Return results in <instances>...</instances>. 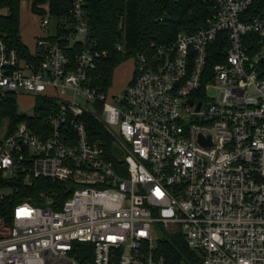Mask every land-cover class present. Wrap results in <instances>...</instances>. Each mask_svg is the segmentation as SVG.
Instances as JSON below:
<instances>
[{"label":"built area","instance_id":"2783aa9c","mask_svg":"<svg viewBox=\"0 0 264 264\" xmlns=\"http://www.w3.org/2000/svg\"><path fill=\"white\" fill-rule=\"evenodd\" d=\"M68 1L64 33L37 37L32 59L0 36V98L33 99L28 118L0 124V264H169L157 249L165 234L199 264H264V10L241 19L253 0H202L204 25L150 58L136 53L108 97L90 84L105 51L84 0ZM87 116L107 148L90 139Z\"/></svg>","mask_w":264,"mask_h":264},{"label":"trees","instance_id":"16d2710c","mask_svg":"<svg viewBox=\"0 0 264 264\" xmlns=\"http://www.w3.org/2000/svg\"><path fill=\"white\" fill-rule=\"evenodd\" d=\"M19 1L0 0V36L7 45L15 48L20 57L30 60L32 56L18 35ZM26 1L34 13L42 14L41 5L47 6L48 15L54 18L55 28L53 34L47 36L48 42L55 41L64 33L62 24L68 21V0ZM84 7L94 47L105 51V55L97 58L94 68L89 71L90 84L98 91H106L113 68L123 58L133 57L136 53H143L150 58L155 46L169 44L178 31L189 32L203 26L212 12L211 3L202 0H84ZM262 10L264 0H253L244 10L241 19ZM116 44L121 45V50L115 49ZM220 46L217 41L211 43L208 48L209 55L217 53ZM214 61L208 58L207 64ZM43 101L37 98L33 109L38 114V124L46 112V107L42 106ZM25 118L28 117L17 112L12 95L7 94L0 98V124L5 120L8 128H11L15 122ZM85 125L90 139L101 140L104 148H107L109 138L101 125L90 116L85 118ZM36 185L22 190L23 195H34L39 190ZM157 249L169 264H199L198 258L187 249L178 234H165L157 241Z\"/></svg>","mask_w":264,"mask_h":264},{"label":"rangeland","instance_id":"374dc122","mask_svg":"<svg viewBox=\"0 0 264 264\" xmlns=\"http://www.w3.org/2000/svg\"><path fill=\"white\" fill-rule=\"evenodd\" d=\"M42 10L46 11L47 6L43 5ZM43 14L34 13L29 8V2L26 0H20L18 3V22L19 31L21 33L22 40L26 43L27 47L31 48L35 44V40L39 36L46 34L52 35L55 28V20L48 15V25L46 28L40 26V18ZM261 54L264 60V48L261 49ZM134 68V59L132 57L123 58L120 63L112 70L110 84L106 89V95L108 97L117 95L121 92L128 80L131 78ZM207 97H214L215 91L210 89L205 92ZM16 108L19 114H30L32 112L33 99L24 95H18L16 98ZM114 154L119 155L120 152L116 146L113 147ZM155 234L162 235L160 229L156 226L153 227Z\"/></svg>","mask_w":264,"mask_h":264},{"label":"crops","instance_id":"0c3cea01","mask_svg":"<svg viewBox=\"0 0 264 264\" xmlns=\"http://www.w3.org/2000/svg\"><path fill=\"white\" fill-rule=\"evenodd\" d=\"M53 32H54V31H53ZM18 35H19V38H20L21 43L25 46V48L27 49V51H28L29 53L33 52V50H34V44L31 46V48H29V47H27L26 43H25V42L22 40V38H21V33H20V31H19V22H18Z\"/></svg>","mask_w":264,"mask_h":264},{"label":"water","instance_id":"95a60500","mask_svg":"<svg viewBox=\"0 0 264 264\" xmlns=\"http://www.w3.org/2000/svg\"><path fill=\"white\" fill-rule=\"evenodd\" d=\"M259 61L262 62V59L260 58ZM187 102L190 103L191 101L187 100ZM197 106H198V104H197Z\"/></svg>","mask_w":264,"mask_h":264}]
</instances>
